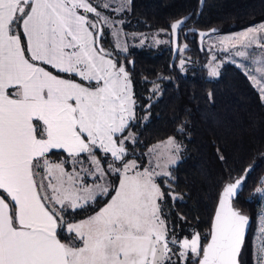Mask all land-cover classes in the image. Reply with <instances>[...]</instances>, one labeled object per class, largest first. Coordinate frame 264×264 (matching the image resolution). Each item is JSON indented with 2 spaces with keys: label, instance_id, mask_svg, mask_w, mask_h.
Listing matches in <instances>:
<instances>
[{
  "label": "snow or ice",
  "instance_id": "snow-or-ice-1",
  "mask_svg": "<svg viewBox=\"0 0 264 264\" xmlns=\"http://www.w3.org/2000/svg\"><path fill=\"white\" fill-rule=\"evenodd\" d=\"M130 3L0 0V264H241L249 217L233 198L246 177L224 181L206 234L179 236L160 182L173 178L182 144L169 136L135 152L130 73L101 44L105 28L119 41L115 17ZM185 22L170 25L174 36ZM225 40L246 59L250 46L264 50V24ZM218 68L213 56L209 76ZM260 236L255 264H264V225Z\"/></svg>",
  "mask_w": 264,
  "mask_h": 264
},
{
  "label": "trees",
  "instance_id": "trees-1",
  "mask_svg": "<svg viewBox=\"0 0 264 264\" xmlns=\"http://www.w3.org/2000/svg\"><path fill=\"white\" fill-rule=\"evenodd\" d=\"M198 6L199 0H131L123 17L126 34L159 33L165 39L159 50L134 48L125 55L132 62L126 70L139 99L135 148L142 151L167 136H176L182 144L173 178L162 181L161 202L170 230L179 236L206 234L224 181L229 176L246 177L233 203L250 219L241 264H254L255 189L264 177V104L248 77L230 62L221 64L218 76L209 77L208 52L199 46L197 34L185 29L228 33L262 23L264 0H204L196 18ZM187 14L190 17L179 32V48L184 49L170 67V25ZM156 86L155 93L150 91ZM249 168L252 171L246 173ZM104 199L78 210L75 219L97 210Z\"/></svg>",
  "mask_w": 264,
  "mask_h": 264
},
{
  "label": "rangeland",
  "instance_id": "rangeland-1",
  "mask_svg": "<svg viewBox=\"0 0 264 264\" xmlns=\"http://www.w3.org/2000/svg\"><path fill=\"white\" fill-rule=\"evenodd\" d=\"M128 10H129V6H128ZM127 11L121 13L118 17H115V19L124 21L123 17L127 13ZM262 24H264V22L253 25V26H259ZM253 26H250V27L238 30V31L228 32V33H219V32L210 33L204 38L202 45H203L204 49L209 54V60L206 64L208 72H209L210 61L212 60L213 56L216 57V63L219 64V68H220L222 63L230 62L242 70V72L248 77V79L250 80L252 85L257 89V91L260 95V98H261V89L264 88V79H261V78L264 77V71H256V69H258V68L264 69V50H261L260 48L256 47L255 45H252L247 49L249 55L245 59V58L234 55V53L237 50H242L240 43L237 42L235 48H232L231 44L226 40H225L223 45H221L219 43V41H221L224 38L237 37L240 33L244 32L245 30H247ZM116 27H117V29H120L122 32L119 41H117V38L112 34V30L105 28L104 29V36L101 39V44L104 46L105 49L112 52L113 56H115L120 62H122L125 65V67H126V64L129 62V59H127L125 57V55L128 53V51L130 49L152 48L154 50H159L165 42L164 41L165 39L162 36H159V33L148 34V33L131 32L125 36L124 34H126V33L124 32L122 25H117ZM141 39H143V43H141ZM117 43H119L121 45V47L126 45L127 51H121L119 48H117L116 47ZM225 48H227L228 51H224L223 49H225ZM219 68H218V70H219ZM208 76H209V74H208ZM209 77H211V76H209ZM253 77H254V79H253ZM132 91L134 93V98L136 101V109H135V112H136L135 124H136V123H138V120H139V111L137 109V105L139 104L138 103L139 99H136V97H135V90H134L133 85H132ZM261 100L264 104V99L261 98ZM131 130L134 132L133 128ZM134 134H135V132H134ZM167 137H169V136H167ZM167 137H165L161 140L155 141L153 143H150L142 151L135 148L136 154L139 155L141 153L147 152V149L149 147L159 143L160 141L165 140ZM130 158H132V157H130ZM180 158H181V152L179 153V160H180ZM262 180H264V177ZM160 183H161V188L163 190L162 181ZM260 186H261V184H260ZM257 194H258V203H257V212H256V227H255L254 239H253V252H254V245L258 246L260 244V241L262 239V237L260 236V233L262 230V225H264V193H257ZM102 206H103V204L100 207H102ZM91 214H89V215H91ZM81 219H83V218H81ZM253 256H254V254H253ZM254 264H255V257H254Z\"/></svg>",
  "mask_w": 264,
  "mask_h": 264
},
{
  "label": "water",
  "instance_id": "water-1",
  "mask_svg": "<svg viewBox=\"0 0 264 264\" xmlns=\"http://www.w3.org/2000/svg\"><path fill=\"white\" fill-rule=\"evenodd\" d=\"M203 4H204V0H199L198 10H197V13H196V16H195L196 18L199 16V14H200V12H201V10H202ZM189 17H190V14L184 15V16L178 18L177 20L173 21L172 23H174V22H176V21H178V20H185V21H187V20L189 19ZM172 23H171V24H172ZM184 24H185V23H184ZM184 24H183V26L178 30L176 36L173 35V33H172V29H171V27H170L171 48H172V56H171V60H170V67H171L172 64L174 63V61H175V59H176V56H177V54H178V50H177V49L179 48V32H180V30L184 27ZM213 30H214V29H208V30H195V29H193V28H187V29H185V33H187V32H194V33H196V34H197V40H198L199 46L201 47L204 38H205L208 34L215 32V31H213ZM200 33H206L207 35L204 36L203 39H202ZM257 163H258V162H257ZM257 163L255 162L253 165H255V164H257ZM253 165H252V166H253ZM238 192H239V189H238ZM216 206H217V205H216ZM215 209H216V208H215ZM245 215H246V214H245ZM249 226H250V219H249V223H248V225L246 226V235H247V233H248V231H249Z\"/></svg>",
  "mask_w": 264,
  "mask_h": 264
}]
</instances>
